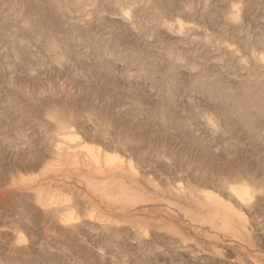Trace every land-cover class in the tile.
I'll use <instances>...</instances> for the list:
<instances>
[{
	"label": "rangeland",
	"instance_id": "rangeland-1",
	"mask_svg": "<svg viewBox=\"0 0 264 264\" xmlns=\"http://www.w3.org/2000/svg\"><path fill=\"white\" fill-rule=\"evenodd\" d=\"M0 264H264V0H0Z\"/></svg>",
	"mask_w": 264,
	"mask_h": 264
},
{
	"label": "bare ground",
	"instance_id": "bare-ground-1",
	"mask_svg": "<svg viewBox=\"0 0 264 264\" xmlns=\"http://www.w3.org/2000/svg\"><path fill=\"white\" fill-rule=\"evenodd\" d=\"M65 137H69L71 139H75L76 136L74 134H65ZM103 158L105 160V162H111L112 160H114L116 157H114L112 154L110 153H104L103 154ZM239 197L243 198V196L241 194L244 193V191L242 189H238V190H235L234 191ZM210 194V193H208ZM207 196H210V195H207ZM245 197V196H244ZM227 209H229L228 207H226Z\"/></svg>",
	"mask_w": 264,
	"mask_h": 264
}]
</instances>
